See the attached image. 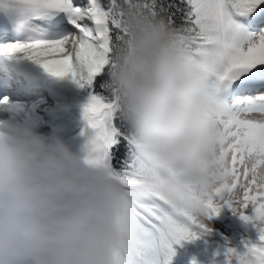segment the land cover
Returning a JSON list of instances; mask_svg holds the SVG:
<instances>
[{
	"label": "snow or ice",
	"instance_id": "obj_1",
	"mask_svg": "<svg viewBox=\"0 0 264 264\" xmlns=\"http://www.w3.org/2000/svg\"><path fill=\"white\" fill-rule=\"evenodd\" d=\"M0 14L21 34L0 52L23 54L50 75L90 88L82 106L85 159L109 169L125 191L117 264H171L173 245L204 230L225 193L233 212L258 231L243 250L227 249L228 264H264V0H0ZM133 17L162 25L187 46L220 130L180 195L170 181L184 177L182 169L149 174L138 165L112 82ZM249 205L254 216L244 213Z\"/></svg>",
	"mask_w": 264,
	"mask_h": 264
},
{
	"label": "clouds",
	"instance_id": "obj_2",
	"mask_svg": "<svg viewBox=\"0 0 264 264\" xmlns=\"http://www.w3.org/2000/svg\"><path fill=\"white\" fill-rule=\"evenodd\" d=\"M112 82L149 174L174 165V195L211 155L220 130L202 70L162 25L133 17ZM125 191L59 137L0 119V264H117ZM195 211H201L193 201Z\"/></svg>",
	"mask_w": 264,
	"mask_h": 264
},
{
	"label": "rangeland",
	"instance_id": "obj_3",
	"mask_svg": "<svg viewBox=\"0 0 264 264\" xmlns=\"http://www.w3.org/2000/svg\"><path fill=\"white\" fill-rule=\"evenodd\" d=\"M0 26L8 29V37H12L11 35L16 34L15 31H13L15 30L13 24L6 17H4L3 14H0ZM1 55L8 56L4 53H1ZM21 55L24 59H26V62L29 63L31 61L27 59L23 54ZM32 62L37 67H40V65H38L34 61H31L30 63ZM30 80L31 79H29V83ZM39 82L40 87H38L37 89L41 90H39L36 94L34 92L37 89L33 90L31 88V91H29L30 95L34 93L35 95H38L42 98H46L47 102H44L42 107L38 109L37 115L39 117V121L38 124L34 127L35 131L51 137L53 133L51 127L53 120L50 121L51 116L49 115L55 116V114L59 111H63L64 113L68 112L74 115L85 125V121L82 115V106L87 102V99L90 94V89L87 85H85L84 87H80L70 79H62L54 76H52L47 81L42 79ZM10 89V86L7 85L4 86L3 89H0V108L4 107V102L9 99V97H6V94L10 91ZM2 91H4V93ZM20 95L25 97L27 94ZM34 96H28V98ZM28 98L26 97L22 99L25 100ZM17 115L18 116L16 117L19 118L18 120L21 121L24 119H28L29 117V115L26 116L24 112H19ZM0 119L4 118L0 117ZM43 125H47V127L42 128ZM79 130L80 129H78V131ZM86 142L87 138L86 135L83 133L80 142H78V144L73 147L75 149H82L84 153ZM74 148L72 150L76 152ZM239 195L240 193L237 192V198L239 197ZM216 199L219 203L218 213L204 218V223L209 225L212 228L211 231L213 232H209L207 231V229H193V231H195L197 235L189 240H196L200 243L209 242L211 244H215L217 248L228 247L237 250H243L244 241L251 240L253 242H256L258 240L257 227L254 226L253 223L241 219V216L239 214L233 212V205H230L229 203L225 202V200L227 199V194L225 193L223 197H217ZM244 213L248 216H254L252 206L249 205L248 208L244 210ZM173 247L175 249V255L171 260V264H182L180 260L182 250L177 245H173ZM226 261L227 262L219 264H228V259Z\"/></svg>",
	"mask_w": 264,
	"mask_h": 264
},
{
	"label": "bare ground",
	"instance_id": "obj_4",
	"mask_svg": "<svg viewBox=\"0 0 264 264\" xmlns=\"http://www.w3.org/2000/svg\"><path fill=\"white\" fill-rule=\"evenodd\" d=\"M2 25V24H1ZM5 31V32H4ZM7 31V32H6ZM15 35H11L12 37H8V29L0 26V44L8 42V40L13 39L21 35L18 33L16 30ZM0 52V89H3L4 86H10V91L7 92V96L9 99L4 102V107L0 108V117L4 119H9V120H14V122H19L22 124H25L27 126H30L34 129V127L38 124L39 117L37 115L38 109L42 107L44 102H47L46 98H42L38 95H35L34 93L37 94V92L41 89H37L32 95H30V92L27 93V91L30 89L28 86V77L27 75H31L32 78L39 80L40 78L43 77V80H48L52 77L49 73H47L41 66V70H31L28 68H25L24 63L19 62L18 60L24 59L21 54H16V55H9L7 53H4L8 56H2ZM26 60V59H24ZM31 62V61H30ZM33 63V62H32ZM9 66H14L16 68H20L21 71H23L22 74H19L13 70H10ZM42 73H41V72ZM26 74V75H23ZM16 81L17 85L19 86L16 88V85H13L12 82ZM44 84V83H43ZM46 84V83H45ZM14 88H16L14 90ZM14 90V92H13ZM4 93V91H2ZM1 94V93H0ZM20 94H27L25 97L21 96ZM35 95V96H34ZM28 96H34L31 98H28ZM28 98V99H22V98ZM3 103V102H2ZM25 113V115H29L28 119L24 120H18L16 116L17 114ZM64 113L63 111H59L53 115H49L50 121L53 120L51 127H52V136L51 137H57L55 128H56V123L59 120L60 115ZM25 116V117H26ZM67 116L69 117V122H70V128L65 136V139L63 140L66 145L72 150L75 146L80 142L82 139L83 133L85 131V125L74 115L67 113ZM29 120V121H28ZM76 123V124H75ZM47 127V125H43L42 128ZM78 129H80L78 131ZM77 131V132H76ZM75 149V148H74ZM77 153L83 154V150L80 148L75 149ZM74 151V150H73ZM75 152V151H74ZM205 224V223H204ZM207 230H212V228L205 224Z\"/></svg>",
	"mask_w": 264,
	"mask_h": 264
},
{
	"label": "trees",
	"instance_id": "obj_5",
	"mask_svg": "<svg viewBox=\"0 0 264 264\" xmlns=\"http://www.w3.org/2000/svg\"><path fill=\"white\" fill-rule=\"evenodd\" d=\"M165 2H171V0H165ZM175 2L179 3V0H175ZM179 15L178 13L177 16L179 17ZM177 23H180L179 19ZM176 245L182 250L180 255L182 264H219L227 262L228 259V247L217 248L215 244L200 243L196 240H184Z\"/></svg>",
	"mask_w": 264,
	"mask_h": 264
},
{
	"label": "water",
	"instance_id": "obj_6",
	"mask_svg": "<svg viewBox=\"0 0 264 264\" xmlns=\"http://www.w3.org/2000/svg\"><path fill=\"white\" fill-rule=\"evenodd\" d=\"M206 230V229H205ZM207 231H209V232H213V231H211V230H207ZM214 234H215V232H214Z\"/></svg>",
	"mask_w": 264,
	"mask_h": 264
}]
</instances>
